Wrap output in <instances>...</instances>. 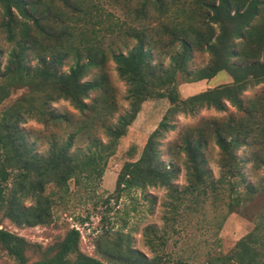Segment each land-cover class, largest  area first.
<instances>
[{
	"label": "trees",
	"instance_id": "16d2710c",
	"mask_svg": "<svg viewBox=\"0 0 264 264\" xmlns=\"http://www.w3.org/2000/svg\"><path fill=\"white\" fill-rule=\"evenodd\" d=\"M85 3L0 0V34L9 46L5 54L0 49L3 218L18 227L48 225L52 205L46 187L53 184L67 191L71 180L77 185L99 181L107 160L148 99H166L169 107L139 158L122 166L115 183L116 198L146 187L171 190L173 173L160 160L159 148L164 135L174 129L175 117L203 108L227 112L230 106L235 113L204 119L182 132L178 150L186 159L187 195L208 192L207 198L215 201L227 198L229 213L241 212V207L262 194L246 182L242 171L251 162L253 171L264 173V122L258 118L252 125L257 116L264 119V90L247 102L242 96L264 84V0H140L139 9L125 1L121 6L132 17L130 25L94 3ZM102 31L120 34V47L105 45ZM154 52L168 64H153ZM205 55L207 63L194 67V59ZM109 60L127 87L128 108L115 119L118 104L106 69ZM66 62L71 64L63 71ZM93 71L91 80L85 81ZM222 72L231 82L185 99L179 96L178 76L199 82ZM60 100L67 101L77 114L53 111L51 105ZM31 121L46 129L64 124L70 132L64 140L50 132L47 151L39 154L34 145L39 138L25 129ZM81 142L86 143L84 151H71ZM210 144L218 149L217 181H211L204 167ZM241 149L245 157L238 160ZM27 199L32 204L25 208ZM109 200L103 203L108 205ZM257 212L259 218L264 214L261 209ZM105 221L101 217V223ZM127 238L123 233L103 232L96 241V258L81 251L80 234L74 228L46 247L0 228V249L14 264H157V257L140 254ZM170 264H264V238L250 233L229 253L207 262L178 258Z\"/></svg>",
	"mask_w": 264,
	"mask_h": 264
},
{
	"label": "rangeland",
	"instance_id": "374dc122",
	"mask_svg": "<svg viewBox=\"0 0 264 264\" xmlns=\"http://www.w3.org/2000/svg\"><path fill=\"white\" fill-rule=\"evenodd\" d=\"M119 1L86 0V3L96 4L104 12L111 13L114 18L126 21L130 25L132 17L128 15L121 3L126 1L133 8L139 9L140 0ZM100 36H103L101 38L103 43L111 45L112 48L120 47L122 43L121 35L118 33L102 31ZM8 47L3 35L0 34V49L4 54ZM207 60L206 55L199 56L198 59H194L193 65L201 68ZM152 63H162L165 66L168 60L160 58L154 52ZM70 64L66 62L62 70L66 71ZM106 69L118 104L115 119L128 108L125 100L127 87L119 79L112 61L107 62ZM93 73L94 71L84 80H91ZM229 82H231L230 77L222 72L211 80L199 82H186L178 76L176 85L179 96L185 99ZM261 90H264V84L245 92L242 99L247 102ZM18 95L19 92L14 93L5 105L13 102ZM168 107L166 99H148L142 104L135 120L128 127L126 135L119 140L114 154L107 160L103 176L99 181H85V184L77 185L74 180H71L67 191H61L53 184L48 185L45 195L49 197L52 205V221L48 225L18 227L3 218L0 213V228L24 237L31 244H40L43 247L60 240L68 229L74 228L80 234L81 251L96 258H99L96 253V241L103 232L109 231L112 235L123 233L128 236L131 247L140 254L148 259L157 257V264H170L178 258L204 263L214 256L229 253L237 241L247 234L252 233L255 237L264 238V214L260 218L257 216L259 209L264 210V173L261 170L253 171L251 162L244 165L242 172L246 177V182L257 187L262 194L253 198L252 203H249L247 207H241L239 213L228 212L225 205L227 198L215 201L212 196L207 198L208 192L205 196L185 193L189 184L184 165L186 159L178 150V141L182 132L204 119L222 118L229 113H235L230 106L227 112H216L213 109L203 108L193 115L180 114L175 117L174 129L164 135L159 148L160 160L173 173L171 190L163 187H146L142 190L126 191L118 199L116 198L115 183L122 166L126 162H133L139 158L148 136L156 129ZM51 109L57 114H77V111L63 100L53 103ZM258 118L264 122V119L257 116L252 125L259 122ZM25 129L39 138L34 144L35 152L39 154L47 151L50 132L60 140H64L70 132L64 124L46 129L44 125L35 121L27 123ZM100 137H102L101 134ZM85 149L86 143L81 142L75 144L71 151L77 152ZM244 157L243 149L239 150L237 159L242 160ZM204 167L209 172L211 181H217L220 176L217 147H212V145L209 147ZM172 191L176 194H171ZM178 195V200L173 198ZM108 198L110 199L109 204L106 205L103 202ZM31 204L32 201L27 199L23 206L28 208ZM101 217L106 218L104 223H101ZM0 264H14L13 259L1 249Z\"/></svg>",
	"mask_w": 264,
	"mask_h": 264
}]
</instances>
